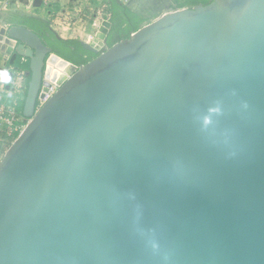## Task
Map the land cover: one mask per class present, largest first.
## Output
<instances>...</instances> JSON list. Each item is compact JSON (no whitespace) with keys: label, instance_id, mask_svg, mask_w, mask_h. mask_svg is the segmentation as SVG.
I'll return each mask as SVG.
<instances>
[{"label":"water","instance_id":"water-1","mask_svg":"<svg viewBox=\"0 0 264 264\" xmlns=\"http://www.w3.org/2000/svg\"><path fill=\"white\" fill-rule=\"evenodd\" d=\"M163 9L111 45L103 21L57 80L4 22L30 122L0 159V264H264V0Z\"/></svg>","mask_w":264,"mask_h":264},{"label":"crops","instance_id":"crops-1","mask_svg":"<svg viewBox=\"0 0 264 264\" xmlns=\"http://www.w3.org/2000/svg\"><path fill=\"white\" fill-rule=\"evenodd\" d=\"M36 1L37 0H0V31L7 28L4 22L10 23L13 17L23 13L49 22L50 28L59 38L64 40L84 41L90 44L95 43L96 45L100 44V42L96 43L95 37H93L92 32L94 29L92 27V22L97 12H103V9L109 12V0H41L40 4ZM164 3L168 5H164ZM122 4L124 5V3ZM126 4L130 10L134 6L135 10L133 12L140 13L146 17L150 16L157 8L171 6L168 0H127ZM3 5L6 6L4 7ZM181 8L182 7H179V9ZM145 24L144 22L142 25ZM4 40L5 35L0 34V46H3L6 50L10 48V45H5ZM100 47L102 50L105 49L104 44L100 45ZM1 49L2 47H0V58L4 53ZM0 83L2 84V92L0 91L1 104L4 102V97L6 96L4 92L6 83L3 82L1 73ZM22 106L23 101H20L18 108L22 110ZM2 152L3 151H1V158L4 154Z\"/></svg>","mask_w":264,"mask_h":264},{"label":"trees","instance_id":"trees-1","mask_svg":"<svg viewBox=\"0 0 264 264\" xmlns=\"http://www.w3.org/2000/svg\"><path fill=\"white\" fill-rule=\"evenodd\" d=\"M208 1L209 0H184L177 5L178 7L194 6L197 4L205 5ZM109 13L111 14L110 21L113 23L111 34L108 39L109 45L112 44L110 40L112 36L118 37L119 39L127 38L131 33L137 31L143 22L138 13L120 4L118 0H109ZM10 21L11 24L22 25L29 28L48 44L53 53L69 63L80 66L88 62L91 57L89 52L84 51L80 47L79 41L57 38L55 36L56 33L50 28L49 22L31 16H15Z\"/></svg>","mask_w":264,"mask_h":264},{"label":"built area","instance_id":"built-area-1","mask_svg":"<svg viewBox=\"0 0 264 264\" xmlns=\"http://www.w3.org/2000/svg\"><path fill=\"white\" fill-rule=\"evenodd\" d=\"M120 1L128 7L126 4L127 0ZM3 6L5 7L6 5ZM110 18L111 14L109 12L104 13V15H101V12L95 14L94 21L92 22V27L94 29L92 32L93 37H95L96 31L101 23L103 21H110ZM132 34L134 33H131L130 35ZM11 48L13 49L12 46ZM8 60L9 55L3 53L0 58V67L4 68V64H6ZM9 70L13 72V77L8 82L9 89L5 90L3 87L6 96L4 97V102L0 104V158L1 151H3L2 153H5L30 122V119L23 117L22 110L18 108L19 102L24 100L25 95V71L14 66H10ZM47 82L50 83L49 91L40 92L44 97L41 98L40 94L38 95L35 102V112L40 110L59 88L56 83H52L48 80ZM1 88L2 84L0 83V91L2 90Z\"/></svg>","mask_w":264,"mask_h":264},{"label":"bare ground","instance_id":"bare-ground-1","mask_svg":"<svg viewBox=\"0 0 264 264\" xmlns=\"http://www.w3.org/2000/svg\"><path fill=\"white\" fill-rule=\"evenodd\" d=\"M70 72L69 63L51 55L47 60V76L49 79L57 80L68 76Z\"/></svg>","mask_w":264,"mask_h":264},{"label":"rangeland","instance_id":"rangeland-1","mask_svg":"<svg viewBox=\"0 0 264 264\" xmlns=\"http://www.w3.org/2000/svg\"><path fill=\"white\" fill-rule=\"evenodd\" d=\"M169 1V5H171V1L172 0H168ZM183 2V0L180 2V3H182ZM177 8H179L178 7V5H175V6H168V7H166V8H164L163 10H162V13L164 14V13H166V12H171L172 10H175V9H177ZM185 8V7H184ZM131 10L132 11H134L135 10V8H134V6L131 8ZM104 13H106V11H105V9H103V12H101V15H104ZM143 24V23H142ZM142 24H141V26H142ZM23 68H26V66H23ZM11 146V145H10ZM9 146V147H10ZM1 159V158H0Z\"/></svg>","mask_w":264,"mask_h":264},{"label":"clouds","instance_id":"clouds-1","mask_svg":"<svg viewBox=\"0 0 264 264\" xmlns=\"http://www.w3.org/2000/svg\"><path fill=\"white\" fill-rule=\"evenodd\" d=\"M2 78L4 83L9 82L10 77L8 76V73L6 71L2 73Z\"/></svg>","mask_w":264,"mask_h":264},{"label":"flooded vegetation","instance_id":"flooded-vegetation-1","mask_svg":"<svg viewBox=\"0 0 264 264\" xmlns=\"http://www.w3.org/2000/svg\"><path fill=\"white\" fill-rule=\"evenodd\" d=\"M182 0H172V4H171V6H175V5H177L178 3H180ZM184 1V0H183ZM164 5H168L167 3H164ZM185 7V6H184ZM183 8V7H182ZM25 77V76H24ZM26 79V78H25Z\"/></svg>","mask_w":264,"mask_h":264}]
</instances>
